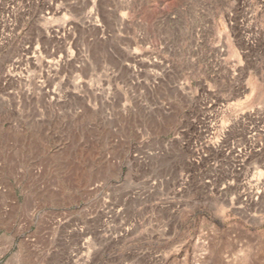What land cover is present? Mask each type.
<instances>
[{"label": "rangeland", "instance_id": "obj_1", "mask_svg": "<svg viewBox=\"0 0 264 264\" xmlns=\"http://www.w3.org/2000/svg\"><path fill=\"white\" fill-rule=\"evenodd\" d=\"M263 182L264 0H0V264H264Z\"/></svg>", "mask_w": 264, "mask_h": 264}, {"label": "bare ground", "instance_id": "obj_2", "mask_svg": "<svg viewBox=\"0 0 264 264\" xmlns=\"http://www.w3.org/2000/svg\"><path fill=\"white\" fill-rule=\"evenodd\" d=\"M49 62H51V61H49ZM258 187V186H257ZM261 188H264V182H263V185L261 186ZM264 190V189H263ZM256 193V192H255ZM254 193V194H255ZM259 193H261V192H259ZM257 197V196H256ZM261 197H264L263 195H261ZM249 199V198H248ZM259 199V198H258ZM253 202V201H252Z\"/></svg>", "mask_w": 264, "mask_h": 264}]
</instances>
